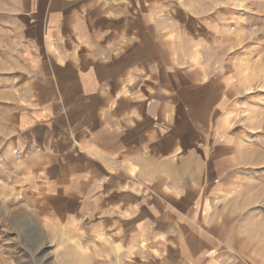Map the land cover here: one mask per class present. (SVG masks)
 Wrapping results in <instances>:
<instances>
[{
	"label": "crops",
	"instance_id": "0c3cea01",
	"mask_svg": "<svg viewBox=\"0 0 264 264\" xmlns=\"http://www.w3.org/2000/svg\"><path fill=\"white\" fill-rule=\"evenodd\" d=\"M175 14L140 0H34L10 29L18 48L0 82L25 85L12 147L32 158L36 215L66 217L69 264H219L196 183L211 137L185 105Z\"/></svg>",
	"mask_w": 264,
	"mask_h": 264
},
{
	"label": "rangeland",
	"instance_id": "374dc122",
	"mask_svg": "<svg viewBox=\"0 0 264 264\" xmlns=\"http://www.w3.org/2000/svg\"><path fill=\"white\" fill-rule=\"evenodd\" d=\"M140 1L177 13L176 19L166 15L167 22L182 24L185 105L203 111L211 137L200 148L205 160L196 183L204 193L197 196L200 216L219 227L212 252L219 264L228 257L231 264H264V0ZM33 3L0 0V65L18 48L10 29ZM2 71L0 80H9ZM24 86L0 82V93L12 97L8 108L0 100V264H69L60 238L67 235L66 217L56 211L36 215L29 193L35 185L32 158L12 147L13 108Z\"/></svg>",
	"mask_w": 264,
	"mask_h": 264
}]
</instances>
